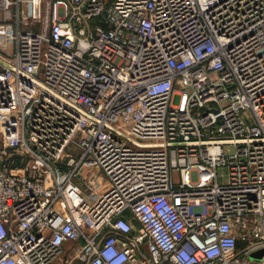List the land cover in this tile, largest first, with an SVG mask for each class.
Here are the masks:
<instances>
[{"label":"built area","instance_id":"1","mask_svg":"<svg viewBox=\"0 0 264 264\" xmlns=\"http://www.w3.org/2000/svg\"><path fill=\"white\" fill-rule=\"evenodd\" d=\"M5 1L0 264H264V0Z\"/></svg>","mask_w":264,"mask_h":264},{"label":"rangeland","instance_id":"2","mask_svg":"<svg viewBox=\"0 0 264 264\" xmlns=\"http://www.w3.org/2000/svg\"><path fill=\"white\" fill-rule=\"evenodd\" d=\"M2 118H4V122H7L10 119V116L9 115H4ZM8 155L10 156L8 162L11 163V162H14L15 161L17 163L16 166H18V167H21V166L25 165V163H26V161H25V155L20 154V153H17L16 150H10V151H8ZM90 171H93L92 174L90 173V175H91L90 177H93V175L94 176L97 175L99 177H102V174H101V172L99 170H89V172ZM223 171L224 170L222 169L220 171V174H222ZM87 172H88V170H87ZM223 181L225 182V180H223ZM252 259H253V257H252Z\"/></svg>","mask_w":264,"mask_h":264},{"label":"crops","instance_id":"3","mask_svg":"<svg viewBox=\"0 0 264 264\" xmlns=\"http://www.w3.org/2000/svg\"><path fill=\"white\" fill-rule=\"evenodd\" d=\"M10 11H14V7L10 6L5 0H0V20H3L7 13ZM2 141L1 135H0V142ZM9 155L6 154V156H4L3 152L0 150V167L2 166V164L4 162H8L9 160ZM15 164H17L15 162Z\"/></svg>","mask_w":264,"mask_h":264},{"label":"water","instance_id":"4","mask_svg":"<svg viewBox=\"0 0 264 264\" xmlns=\"http://www.w3.org/2000/svg\"><path fill=\"white\" fill-rule=\"evenodd\" d=\"M253 257L254 258H257L259 260H263L264 259V251H262V252H260V253H258L256 255H254Z\"/></svg>","mask_w":264,"mask_h":264}]
</instances>
